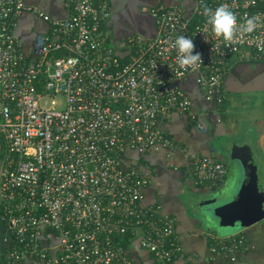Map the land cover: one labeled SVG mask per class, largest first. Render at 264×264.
<instances>
[{"label":"built area","instance_id":"2783aa9c","mask_svg":"<svg viewBox=\"0 0 264 264\" xmlns=\"http://www.w3.org/2000/svg\"><path fill=\"white\" fill-rule=\"evenodd\" d=\"M202 4L236 14L231 42L215 36ZM64 5L66 16L54 18L24 0H0V222L7 228L0 264L31 258L141 264L129 251L135 240L155 264H174L182 255L174 217L145 202L150 168L130 161L126 151L158 143L177 148L160 122L192 104L179 79L194 73L204 99L221 103L230 58L264 60V0H194L189 14L180 5H142L155 35L145 41L130 35L118 46L106 29L110 0ZM24 10L49 22L48 31L35 33L30 51L14 32ZM249 17L255 28L245 32ZM180 35L193 40L198 66H179L173 43ZM121 44L127 57L117 49ZM187 166L199 183L221 182L226 171L223 162L199 153L189 154Z\"/></svg>","mask_w":264,"mask_h":264},{"label":"crops","instance_id":"0c3cea01","mask_svg":"<svg viewBox=\"0 0 264 264\" xmlns=\"http://www.w3.org/2000/svg\"><path fill=\"white\" fill-rule=\"evenodd\" d=\"M24 1L54 18H63L67 14L64 0ZM156 3L180 5L189 14L194 0H110L111 12L106 29L111 44L118 46L134 31L141 33L142 41L152 38L156 33L154 19L141 15L140 6ZM48 30V21L27 10L17 17L14 28L24 51H30L35 33ZM117 49L127 57L126 48ZM185 80L192 100L190 108L173 110L160 122L177 148L169 150L158 143L144 151H126L130 161L150 168V182L143 188L145 202L160 204L161 212L174 217L175 234L182 247V255L175 258L174 264H264V218L218 234L203 228L196 210L198 203L227 178L229 164L223 159L221 148L228 153L233 143L252 146L263 184L264 60L238 61L231 57L223 78L221 91L224 99L221 103L205 100L195 77ZM197 122L203 125L202 129L196 126ZM228 142L230 145L226 144ZM190 153L208 155L223 162L226 167L224 179L221 182H196L188 171ZM221 243L227 245L226 250H220ZM137 244V240L129 244L132 257L141 264H155L150 253ZM213 244L218 251L211 250ZM27 264L49 263L31 258Z\"/></svg>","mask_w":264,"mask_h":264},{"label":"water","instance_id":"95a60500","mask_svg":"<svg viewBox=\"0 0 264 264\" xmlns=\"http://www.w3.org/2000/svg\"><path fill=\"white\" fill-rule=\"evenodd\" d=\"M229 152L240 166L238 177L224 183L226 178L196 208L203 228L218 234L264 218V186L251 148L247 144L233 143ZM206 202H209L208 207L200 205Z\"/></svg>","mask_w":264,"mask_h":264},{"label":"clouds","instance_id":"9594fccd","mask_svg":"<svg viewBox=\"0 0 264 264\" xmlns=\"http://www.w3.org/2000/svg\"><path fill=\"white\" fill-rule=\"evenodd\" d=\"M201 14L206 17V22L212 28L217 37H222L225 42H231L237 34L236 14L227 6L220 5L214 10L207 4H202ZM243 31L251 32L255 28V17H249L245 20ZM173 47L178 51V64L181 68H194L202 63L201 54L195 52V44L190 37L184 35L178 36Z\"/></svg>","mask_w":264,"mask_h":264},{"label":"rangeland","instance_id":"374dc122","mask_svg":"<svg viewBox=\"0 0 264 264\" xmlns=\"http://www.w3.org/2000/svg\"><path fill=\"white\" fill-rule=\"evenodd\" d=\"M157 4H160V3H156V4H145V5L153 6V5H157ZM140 8H141V6H140ZM110 10H111V7H110ZM110 12H111V11H110ZM140 14L143 15V16H148V17L151 16L148 12L142 11L141 9H140ZM109 16H110V15H109ZM133 33H134L133 35H136V36L142 37L141 33L139 34V31H134ZM111 42H112V41L109 40V43H110V44H111ZM189 77H192V78L195 77L194 73L188 75L186 78H181V79L178 80V84H179L183 89H185L187 92H188V90H187V88L185 87V85H186V80H185V79H188ZM188 93H189V92H188ZM56 99H57V101H58V105H61V104H62V100H63V96L59 94V95L56 97ZM223 99H224V98H223ZM48 100H49V99H48L47 97H44L41 101H43V103H44V102H48ZM1 145H2V143H1V141H0V148H1ZM218 145H220V142H219ZM227 145H230L229 142L227 143ZM247 145H248V144H247ZM248 146L250 147L251 145L249 144ZM251 147H252V146H251ZM251 147H250V148H251ZM251 150H252V148H251ZM221 151H222L223 159H224L226 162H228V164H229L228 172H227V175H226L227 179H226V181H225L224 183H227V182L229 183V181H231L232 179L234 180V179H236V178L238 177V174H237V173H239L240 166L238 165L237 160H236L235 158L231 157L230 152L226 153L225 150H224L223 148H221ZM252 153H255V152L252 150ZM141 154H143V153H141ZM255 161H257L256 155H255ZM261 176H262V175H261ZM226 185H227V184H226ZM263 185H264V181H263ZM208 204H209V202H206V203H203V204H200V205H202V206H204V207H208ZM198 208H200V207L198 206ZM241 226H245V225H241ZM5 233H7V228L4 226V224H1V223H0V235H1V234H5Z\"/></svg>","mask_w":264,"mask_h":264},{"label":"trees","instance_id":"16d2710c","mask_svg":"<svg viewBox=\"0 0 264 264\" xmlns=\"http://www.w3.org/2000/svg\"><path fill=\"white\" fill-rule=\"evenodd\" d=\"M1 224H4L3 222H0ZM4 226L6 227V225L4 224ZM127 235H126V237L124 238V241L127 239Z\"/></svg>","mask_w":264,"mask_h":264}]
</instances>
